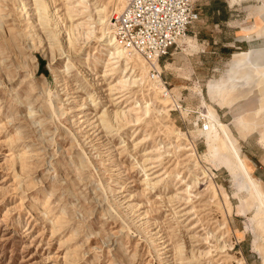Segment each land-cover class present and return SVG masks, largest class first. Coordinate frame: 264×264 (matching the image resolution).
<instances>
[{"label": "rangeland", "instance_id": "374dc122", "mask_svg": "<svg viewBox=\"0 0 264 264\" xmlns=\"http://www.w3.org/2000/svg\"><path fill=\"white\" fill-rule=\"evenodd\" d=\"M205 2L153 83L98 39L123 0H0V264H264V56L220 93Z\"/></svg>", "mask_w": 264, "mask_h": 264}, {"label": "built area", "instance_id": "2783aa9c", "mask_svg": "<svg viewBox=\"0 0 264 264\" xmlns=\"http://www.w3.org/2000/svg\"><path fill=\"white\" fill-rule=\"evenodd\" d=\"M199 16L194 0H126L110 24L118 44L149 63L168 54ZM150 72L161 76L154 68Z\"/></svg>", "mask_w": 264, "mask_h": 264}, {"label": "crops", "instance_id": "0c3cea01", "mask_svg": "<svg viewBox=\"0 0 264 264\" xmlns=\"http://www.w3.org/2000/svg\"><path fill=\"white\" fill-rule=\"evenodd\" d=\"M261 3L262 5L257 7L260 12L258 17L260 23L255 25L257 18L255 14L251 13V9ZM205 5V17L212 19L210 29L213 33L215 29L220 31L227 29L232 32V36L228 42H220V45L223 47L220 49L225 50L226 54L230 56H233L235 53L237 54L239 51L245 52L250 50L251 57L258 59L261 65V58L264 56V0H206ZM242 14L245 15L243 16ZM241 16H243V19ZM210 36L213 37V34L211 33ZM209 42L216 43L217 41L213 37L209 39ZM232 60L231 69L234 70L238 67L244 68L245 65L243 64H246V62H238L236 58ZM252 169L255 171L257 168L254 165ZM257 177L264 183L261 173ZM250 251L260 257V254L253 250L252 242Z\"/></svg>", "mask_w": 264, "mask_h": 264}, {"label": "bare ground", "instance_id": "6f19581e", "mask_svg": "<svg viewBox=\"0 0 264 264\" xmlns=\"http://www.w3.org/2000/svg\"><path fill=\"white\" fill-rule=\"evenodd\" d=\"M126 0H123V3L125 2ZM125 5V3H124ZM124 7V6H123ZM104 20V19H103ZM111 23V22H110ZM108 25V19L102 21V27H101V35L98 37V39L100 41H105L108 46L111 45L113 48H114V52L113 53H120V49H119V45H118V42L116 40V38L114 37V34H113V31H109L108 28L106 27ZM187 34H185L184 36L178 38L176 40V43L184 38ZM87 36V35H86ZM110 47V46H109ZM122 47V46H121ZM127 50V49H126ZM128 51V50H127ZM131 52H134L136 57L141 61V62H144V59L142 58V56L140 54H138L137 52L135 51H131ZM112 53V54H113ZM239 55H237V60L238 62H246V64H243L245 65L244 68H245V73L241 76V77H237L235 80L232 81V84L227 86V87H223V86H219L218 85V91L220 93H227V92H231L233 91L235 88L237 87H240L241 85H243V82L245 79H250V76H251V73L256 70V71H259L260 69V61L258 59H255V58H252L251 57V51L249 50L248 52H240L238 53ZM247 54H248V58H247ZM113 56V55H112ZM131 56H134V55H131ZM143 60V61H142ZM153 62V64H151ZM152 62H149V66L148 68L150 67L151 68H154L158 73H160L157 69H156V66L155 64L158 63L157 60H154ZM260 76V75H259ZM149 78L150 80H155L153 81V83H157L159 82V80L161 81V76L160 75H157L155 77H152L149 75ZM261 78V81L264 82V74H261L260 76ZM130 80V79H129ZM211 88V86H210ZM159 89V87H158ZM160 90V89H159ZM221 95V94H220ZM222 96V95H221ZM263 98H264V95H263ZM257 103V102H256ZM236 108V107H234ZM233 108V109H234ZM248 111V110H247ZM243 112V111H242ZM245 113V112H244ZM242 113V114H244ZM248 113V112H247ZM246 114V113H245ZM238 116V115H237ZM244 117V116H243ZM219 127L221 128L223 134H224V137L225 139L227 140V143H228V146L230 148V152L233 156V159L235 160V162L237 163L239 169L248 177L247 179H249V181L251 182V184L254 186V189H255V183H254V180L249 176L248 174V171L246 169V166H245V163L243 161V159L240 157V155L238 154L237 152V147H235V142L234 140L231 138V136L228 134V132L226 131V128H224L222 126V124L219 123ZM255 192L257 194V197H258V208L259 209H262V211L264 212V202H263V196H261L257 190L255 189ZM263 251V250H262Z\"/></svg>", "mask_w": 264, "mask_h": 264}]
</instances>
